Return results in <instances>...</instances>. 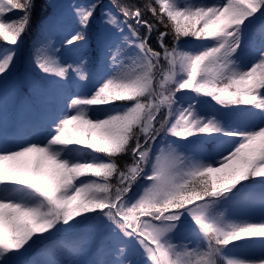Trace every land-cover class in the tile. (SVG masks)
Here are the masks:
<instances>
[{
	"label": "snow or ice",
	"instance_id": "snow-or-ice-1",
	"mask_svg": "<svg viewBox=\"0 0 264 264\" xmlns=\"http://www.w3.org/2000/svg\"><path fill=\"white\" fill-rule=\"evenodd\" d=\"M34 8L0 0V78ZM144 9L155 23L122 0L73 5L60 47H33L52 87L34 119L0 123V264H264V0ZM86 227L105 258H58L90 254Z\"/></svg>",
	"mask_w": 264,
	"mask_h": 264
},
{
	"label": "rangeland",
	"instance_id": "rangeland-1",
	"mask_svg": "<svg viewBox=\"0 0 264 264\" xmlns=\"http://www.w3.org/2000/svg\"><path fill=\"white\" fill-rule=\"evenodd\" d=\"M48 5L51 8V14L47 18L46 22V36L45 40L51 38L55 43L56 46L59 48L60 44L59 41L63 38V35L71 28L73 24V18L71 15V6L76 4H85L88 3L89 0H47ZM186 2H191V0H186ZM208 3H219L221 0H206ZM105 7H110L107 3H102ZM12 15V14H9ZM102 29V24L100 21L99 14L93 18L92 23L89 28V32L92 36ZM44 40V41H45ZM16 51L17 48H16ZM18 58V57H17ZM17 60V59H16ZM29 60L28 62H30ZM24 65V64H23ZM27 65V61L25 62ZM102 65L99 67H94L92 69V81L94 82L102 72ZM17 77L16 73L14 77H9L5 81L0 84V123L6 124H14L20 123L25 121H31L37 114V109L33 106L32 102L26 98H21L19 102H17V106L13 107L11 104L14 101V98L18 92L19 84L15 80ZM23 84L28 88V90L32 93L31 97H33L37 103L39 109L42 107V92H38L36 90V85L41 82L35 77L32 76L30 73H25L23 77ZM21 84V82H19ZM49 87H52L51 81L48 82ZM10 105L11 108H15L16 111L12 114V118L7 113V107ZM85 179V178H82ZM236 215L249 218L253 221H258L261 218V213L259 211L258 205L255 204L251 200H244L241 201L240 204L233 209ZM85 235L91 234L92 237V244H94V239L97 238L94 234L95 232L90 228L86 227L85 229L81 230ZM111 240V237H108ZM114 243V241H113ZM91 244V245H92ZM96 248V244L94 245ZM91 254V252H90ZM96 254V252H95ZM88 255H76L71 256L68 255L66 252L61 254L58 258H67V259H79V260H86L89 261ZM132 259L136 261H141L142 256L140 255L138 249L135 247L133 248V252L130 253ZM97 257V255H96ZM40 258V259H39ZM49 257L46 256H30L27 260H41L47 259ZM98 258H105V257H98Z\"/></svg>",
	"mask_w": 264,
	"mask_h": 264
},
{
	"label": "trees",
	"instance_id": "trees-1",
	"mask_svg": "<svg viewBox=\"0 0 264 264\" xmlns=\"http://www.w3.org/2000/svg\"><path fill=\"white\" fill-rule=\"evenodd\" d=\"M102 3H107L108 5L111 6V0H101ZM123 3L127 4L129 7H139L141 8V11L143 13V18L148 20L151 23H155L154 18L152 15L144 9V4L148 2V0H122ZM51 8L48 5V2L46 0H35V8L33 10L32 16H33V23L31 30L25 34L24 36L21 37L19 43L14 46L17 48V60H16V68L13 72L12 75L10 76H5L4 78H0V84L8 79L9 77L11 78L12 76L14 77V74L16 73V81L19 84L18 87V92L14 98L13 101V107L17 106V102L21 98H26L30 100L33 104V106L39 110L37 101L31 97L32 93L28 90V88L23 84V77L25 73H30L32 74L35 78H37L40 82H42L44 85H47L48 80H44L37 72V70L34 68L32 65V62H28L30 59V53L33 50V47L35 45H38L42 42H44L45 36H46V22L47 18L51 14ZM13 15H21L22 13L20 12H15L11 13ZM131 23V21H130ZM133 27H136V25L133 23ZM159 30L160 31H166L163 25H159ZM137 31L140 33L141 36H143L146 33V29L143 27L137 28ZM158 35L157 32H153L152 36L150 38L149 43L152 45L154 48H158V45L156 43V36ZM190 39V38H189ZM166 43L171 45L172 43V34L171 32L169 35L166 37ZM183 43V42H182ZM27 61V65H25V62ZM24 64V65H23ZM21 82V84L19 83ZM96 236V234H94ZM95 252V246L94 244L92 245L91 248V255L93 257ZM30 256H35V255H30ZM30 256L26 257L25 259L27 260ZM39 257V256H36ZM40 259V258H39Z\"/></svg>",
	"mask_w": 264,
	"mask_h": 264
}]
</instances>
